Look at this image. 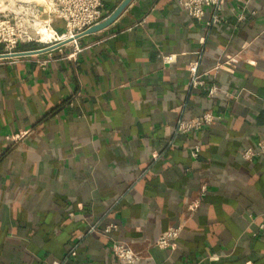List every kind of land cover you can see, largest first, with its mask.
Listing matches in <instances>:
<instances>
[{"label":"crops","instance_id":"0c3cea01","mask_svg":"<svg viewBox=\"0 0 264 264\" xmlns=\"http://www.w3.org/2000/svg\"><path fill=\"white\" fill-rule=\"evenodd\" d=\"M122 1L104 0V20ZM211 14L132 0L99 32L0 62V264H118L111 241L138 264H264V161L242 158L264 144V0Z\"/></svg>","mask_w":264,"mask_h":264},{"label":"built area","instance_id":"2783aa9c","mask_svg":"<svg viewBox=\"0 0 264 264\" xmlns=\"http://www.w3.org/2000/svg\"><path fill=\"white\" fill-rule=\"evenodd\" d=\"M178 2L192 19L202 20L206 9L210 8L212 14L208 25L220 23L218 13L222 9L224 0H178ZM104 7V0H44V7L32 18L22 14L0 16V62H19L37 54L33 52L48 51L55 45L64 46L69 42L75 43L88 29L104 20ZM42 16L45 18L40 20ZM242 19L244 20V17L240 16L239 20ZM55 20L61 21L62 31L58 32L53 26ZM27 44H36L39 48L33 51L21 49ZM79 51L80 49L75 47V53ZM70 57L69 55L68 58ZM162 60L165 63L172 62L173 56H163ZM45 64L47 61L39 62L40 66H45ZM188 73L191 87L203 86V82L199 80L197 74V63L193 62L188 65ZM219 91L221 89L213 85L207 90V96L214 97ZM214 120L215 117L207 112L196 119L178 121L176 130L183 134L190 133L210 125ZM6 140L10 142L13 139L6 137ZM198 151V148L195 147L192 157H197ZM242 158L247 161L253 158L264 161V144L259 143L254 149L244 150ZM115 229V225H107L101 234L104 237H109ZM180 232L179 227L166 230L157 238L156 246L160 249H168L172 242L178 238ZM83 237L79 236L77 240L81 241ZM110 250L118 264H138L140 262L139 256L120 242L111 241ZM67 256L68 258L76 256L74 248L68 251Z\"/></svg>","mask_w":264,"mask_h":264},{"label":"rangeland","instance_id":"374dc122","mask_svg":"<svg viewBox=\"0 0 264 264\" xmlns=\"http://www.w3.org/2000/svg\"><path fill=\"white\" fill-rule=\"evenodd\" d=\"M44 7V0H0V16L22 14L33 17ZM45 18L44 16L40 17Z\"/></svg>","mask_w":264,"mask_h":264},{"label":"water","instance_id":"95a60500","mask_svg":"<svg viewBox=\"0 0 264 264\" xmlns=\"http://www.w3.org/2000/svg\"><path fill=\"white\" fill-rule=\"evenodd\" d=\"M131 1L132 0H123L121 2V4L114 10V12L112 14H110L101 23H99V24L93 26L92 28L88 29L81 37L99 32V31L105 29L106 27H108L109 25H111L119 17V15L125 10V8L129 5V3ZM44 51H46V50H40V51H36L33 53H42Z\"/></svg>","mask_w":264,"mask_h":264}]
</instances>
